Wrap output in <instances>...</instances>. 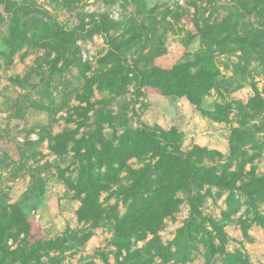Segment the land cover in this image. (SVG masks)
I'll list each match as a JSON object with an SVG mask.
<instances>
[{
	"label": "rangeland",
	"instance_id": "1",
	"mask_svg": "<svg viewBox=\"0 0 264 264\" xmlns=\"http://www.w3.org/2000/svg\"><path fill=\"white\" fill-rule=\"evenodd\" d=\"M261 1L264 0H0V205L19 204L31 224L27 239L19 234L17 239H8L7 247H23L26 240L33 243L65 232L79 236L92 230L93 235L84 244L70 246L64 252L61 264H105L103 254L110 264L115 263L109 223L93 227L77 221L79 201L57 170L75 176L72 141L89 134L97 124L106 138L144 124H158L166 130L174 127L182 133V151L198 144L227 156V137L240 126L243 117L251 119L250 124L264 123V109L253 114L245 106L253 95L252 84L264 98V2L253 7ZM97 21L115 23L108 29L112 36L126 33L131 22L146 25L142 41L121 56V61L133 68L149 66L154 54L164 66L191 60L197 53L212 55L219 75L200 106L211 110L218 102L232 101L235 108L229 120L215 122L185 97L148 92L134 80L119 95L94 85L87 89L84 75L91 76L102 67L99 59L109 49L106 34L94 31ZM44 27L48 31L59 27L73 32L75 40L66 53L68 65L63 60L55 62L60 55L58 42L45 37ZM24 32V42L9 57L10 49L23 41ZM104 113L110 114L111 121ZM58 134L70 141L53 151L49 146ZM257 137L264 139V130ZM224 161L225 158L206 163ZM129 162L139 166L134 159ZM252 164L256 176L264 174V150ZM252 164L243 165L242 181L247 179ZM235 167L233 163L230 169ZM240 183L239 180L237 185ZM234 192L241 204L230 218L222 214L228 192L219 186L209 187L206 193L201 191L204 197L200 211L222 223L227 252L240 251L253 263L264 262V229L253 224L248 236L242 235L237 218L246 214L248 204L241 190ZM194 193H178L182 198L179 210L166 218L157 231L163 243L171 240L188 218V198ZM105 196L102 193L100 199ZM115 201L113 195L107 203ZM255 203L264 212V201ZM117 210L124 211L120 201ZM144 242L134 246L141 247ZM194 246L193 259L185 264H207L205 246L200 241ZM222 257L216 254L210 264H221ZM6 264L20 261L10 257ZM37 264H49L48 257H41Z\"/></svg>",
	"mask_w": 264,
	"mask_h": 264
},
{
	"label": "trees",
	"instance_id": "2",
	"mask_svg": "<svg viewBox=\"0 0 264 264\" xmlns=\"http://www.w3.org/2000/svg\"><path fill=\"white\" fill-rule=\"evenodd\" d=\"M263 2L256 3L254 9ZM14 12L13 16L16 15ZM95 26L94 31L106 34L109 49L99 59L102 67L91 76L84 75L87 89L94 85L111 95H119L134 80L139 88L145 87L148 92L185 97L202 115L215 122L229 120L235 108L232 101L218 102L211 110L200 106L202 98L215 87L219 75L212 55L197 53L191 60L164 66L154 54L149 66L133 68L123 63L121 56L142 41L146 25L143 22H131L125 30L129 35L123 31L115 36L108 35V29L116 26L115 23L97 21ZM44 30L46 38L58 42L57 51L60 55L55 57V62L63 60V64L68 65L66 53L74 43L73 32L59 27L51 28L50 31L44 27ZM24 38L25 32L23 41L10 49L9 57L20 48ZM252 90L253 95L245 106L253 114L260 113L264 109V98L255 84H252ZM104 115L107 121H111L109 113ZM250 120L243 117L240 126L230 131L227 156L217 149L198 144L182 151L183 136L174 127L166 130L158 124H144L106 138L97 124L89 134L72 141L70 150L77 163L75 176L65 175L62 169H57L61 179L74 190V197L79 201L77 221L90 223L93 227L106 221L109 223L113 231L111 245L115 250L114 264H185L193 259L192 250L199 241L206 248L207 264L216 254L223 255L221 264H264L249 261L240 251L227 252V235L222 223L203 216L200 211L204 197L201 191L205 190L206 193L209 187L219 186L228 192L226 210L222 214L224 218H230L232 213L239 211L240 197L234 192L239 189L246 196L248 204L246 214L237 218L242 235L248 236V229L253 224L264 229V212L255 203L264 201V174L256 176L252 164L264 150V139L257 137L258 132L264 130V123L250 124ZM69 141L58 134L49 148L58 151ZM223 158L225 161L220 164L206 163L207 160ZM131 159L139 166L133 167L129 162ZM233 163L236 167L230 169ZM246 163L252 165L247 179L242 181L243 165ZM239 180L241 183L237 185ZM192 190L195 193L188 198V218L173 238L163 243L157 235L158 229L166 218H171L179 210L182 198L178 193ZM42 193L40 190L39 194ZM102 193H106L103 200L100 199ZM113 195L116 201L107 203ZM118 201L124 206L122 213L117 210ZM30 225L19 204L0 205V264H6L10 257H15L20 264H37L43 256L48 257L49 264H61L65 258L64 252L70 246L82 245L93 235L92 230L79 236H70L65 232L54 238L36 239L33 243L26 240L23 247H7L8 239H17L19 234L27 239ZM70 240L72 242L68 243ZM139 241L145 242L141 247H135ZM103 261L110 264L104 254Z\"/></svg>",
	"mask_w": 264,
	"mask_h": 264
}]
</instances>
